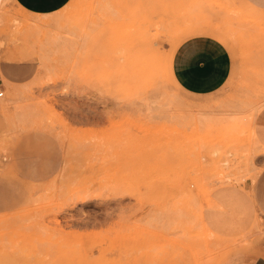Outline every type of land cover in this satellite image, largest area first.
<instances>
[{
    "label": "rangeland",
    "instance_id": "1",
    "mask_svg": "<svg viewBox=\"0 0 264 264\" xmlns=\"http://www.w3.org/2000/svg\"><path fill=\"white\" fill-rule=\"evenodd\" d=\"M227 1L72 0L45 17L0 0V179L25 194L0 222V264H223L264 240L229 244L203 216L262 154L264 0ZM195 29L227 39L215 92L164 63Z\"/></svg>",
    "mask_w": 264,
    "mask_h": 264
},
{
    "label": "crops",
    "instance_id": "2",
    "mask_svg": "<svg viewBox=\"0 0 264 264\" xmlns=\"http://www.w3.org/2000/svg\"><path fill=\"white\" fill-rule=\"evenodd\" d=\"M72 0H11L13 5L33 16H51L61 12ZM191 35L175 46L169 71L173 81L193 94H207L224 87L234 72V62L220 38ZM222 42V43H221ZM173 70V72H172ZM176 80H174V77ZM177 81V82H176ZM253 142L262 152L258 157L260 171L241 185L216 188L203 211L209 230L229 244L257 239L264 228V107L252 122ZM259 144V145H258ZM259 146H261L259 148ZM255 180V181H254ZM25 198L0 179V222L13 211L14 201ZM223 264H264V240L257 239L249 248L231 253Z\"/></svg>",
    "mask_w": 264,
    "mask_h": 264
},
{
    "label": "bare ground",
    "instance_id": "3",
    "mask_svg": "<svg viewBox=\"0 0 264 264\" xmlns=\"http://www.w3.org/2000/svg\"><path fill=\"white\" fill-rule=\"evenodd\" d=\"M227 1V0H226ZM229 1V0H228ZM227 1V2H228ZM242 12V11H241ZM237 14V13H236ZM239 16V15H238ZM46 17V16H45ZM181 19V18H180ZM247 19H251V18H247ZM46 21L47 20H45V24H46ZM42 22V21H41ZM42 23H44V21L42 22ZM48 23V22H47ZM250 23V22H249ZM29 25V24H28ZM38 25H39V23H38ZM41 25V24H40ZM44 26V25H43ZM219 27V26H218ZM257 27V26H256ZM161 28V27H160ZM237 28V27H236ZM201 31H203V30H201ZM200 31V32H201ZM199 31H197V29H195V30H190V32L189 33H187V34H183L181 37H180V39H179V41L176 43V44H173L170 48H169V50L168 51H166L165 52V54H164V63H165V65H167V64H169V62H170V52H171V49H174L175 48V46L177 45V44H179L182 40H184V39H186L187 37H189V36H191V35H194V34H196V33H200ZM222 32V31H221ZM181 33V32H180ZM201 33H203V34H208L207 33V31H203V32H201ZM232 33V32H231ZM234 33V32H233ZM218 38H220L223 42H227V39L225 38V37H223V36H218ZM231 38H232V36H231ZM231 40V39H230ZM234 41V40H233ZM162 42V41H161ZM164 43V42H163ZM169 43H170V41H169ZM161 44V43H160ZM166 50V49H165ZM27 84V83H26ZM13 85V84H12ZM14 86V85H13ZM17 86H21V85H17ZM205 118V117H204ZM259 145V144H258ZM261 146H259V148H260ZM255 181V180H254ZM201 213V212H200ZM199 216V215H198ZM6 240H7V238H6ZM185 240V239H184ZM8 241V240H7ZM10 242V241H9ZM200 244V243H199ZM197 245V244H196ZM200 246V245H199ZM202 248H203V246H202ZM184 250V249H183ZM197 260V259H196ZM197 262H198V260H197Z\"/></svg>",
    "mask_w": 264,
    "mask_h": 264
},
{
    "label": "built area",
    "instance_id": "4",
    "mask_svg": "<svg viewBox=\"0 0 264 264\" xmlns=\"http://www.w3.org/2000/svg\"><path fill=\"white\" fill-rule=\"evenodd\" d=\"M4 96L3 92H0V98H2Z\"/></svg>",
    "mask_w": 264,
    "mask_h": 264
}]
</instances>
